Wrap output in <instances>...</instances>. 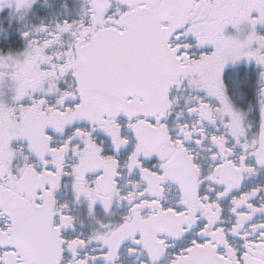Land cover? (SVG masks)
Instances as JSON below:
<instances>
[{"label":"snow or ice","instance_id":"1","mask_svg":"<svg viewBox=\"0 0 264 264\" xmlns=\"http://www.w3.org/2000/svg\"><path fill=\"white\" fill-rule=\"evenodd\" d=\"M34 3L15 0V10ZM5 4L12 0H0V12ZM87 4L79 20L36 26L46 34L40 39L22 31L26 48L16 57L0 54V68L12 61L14 81L12 103L0 100V264H115L126 240L130 254L159 264L174 247L169 241L185 238L168 264H264V183L241 190L246 175L264 169V86L259 131L249 139L224 80L226 67L243 61L255 64L264 84V0ZM185 115L191 122H181ZM202 153L212 161L206 174ZM125 173L139 176L127 180V191L119 184ZM65 177L90 215L113 203L127 213L86 239L65 238L75 223L55 198ZM168 181L180 189L175 206L161 203ZM92 244L98 247L80 254Z\"/></svg>","mask_w":264,"mask_h":264},{"label":"flooded vegetation","instance_id":"2","mask_svg":"<svg viewBox=\"0 0 264 264\" xmlns=\"http://www.w3.org/2000/svg\"><path fill=\"white\" fill-rule=\"evenodd\" d=\"M115 2V0H114ZM50 4L51 6H48ZM60 0H35V3L30 8V13L28 14L31 18L28 24H24L23 22H19L18 25L11 26L6 23L9 21L12 22L19 21L20 18L15 17V0H12V7L8 8L7 4L3 5L4 10L0 12V54H13L16 57L18 54L25 51L26 42L21 35L22 31H33V35L36 39H40L42 36L46 35L44 33H35L34 29L36 26L41 24L49 27L50 29H54L56 23L63 22L64 20H68L71 22L72 20H79L81 18V13H73L70 12V15L66 13L58 12L62 7ZM88 5V4H87ZM59 7V9H57ZM55 16L54 20H51V15ZM58 16V17H57ZM264 31V28L260 29ZM230 34H234L233 30L230 28ZM247 34V28L244 27L241 32V37ZM65 40H68V37L65 36ZM2 46V47H1ZM66 46V45H65ZM52 51H56L53 49ZM20 59L23 57L20 56ZM12 64V61L8 62ZM9 70V72H7ZM13 68H0V72L6 73L2 82H0V100H3L9 104L12 103V96L14 88V81L11 79V73ZM258 69L255 64H249L247 62H239L236 64H229L225 70V84L227 87V93L234 104V106L239 109L241 112L245 114V126L248 128V137L249 139L254 138V136L259 131V122H260V110H259V97L257 95V90L259 87L264 86V84L258 82ZM61 86H64L63 82H61ZM174 95H182L187 96V93L184 92H175ZM50 102H54L55 98L50 97ZM27 102V101H25ZM215 103V101H213ZM183 107V100L180 102V107H177L173 111V116L169 119L168 123L170 127H174L175 121V113L180 111V108ZM190 117L184 116L181 122L188 121L191 122ZM78 126L86 127V122H79ZM68 132L71 129L67 130ZM125 134L130 135L127 131ZM98 140H104L105 150L111 151V144L108 141L107 137L104 136L103 133H97ZM56 140L61 141L63 137L56 135ZM16 146L22 145L24 141L15 142ZM129 149H122L119 159L123 161L126 159ZM207 153H202L201 159L198 163L201 165L204 173L206 174L209 171V165L212 164V161L207 159ZM74 161L72 158L66 160V164L70 165ZM156 162V158L153 157L148 161H145V166L151 167V165ZM17 163H21L22 161H17ZM252 163V161H249ZM94 178L93 174H89L88 179L91 180ZM128 179L137 180L139 179L138 173L134 174L131 177H128L125 173L124 179L119 181L120 187L125 191L128 190L126 187V183ZM63 183H67L68 187H64ZM264 183V169H261L256 175H246L242 184V191L248 188H251L257 184ZM164 200L161 203L165 204V206H175L176 202L180 198V189L179 186L171 181H168L164 185ZM220 190V189H218ZM203 191V188H202ZM56 200L61 203H67L69 207L68 214L75 218V223L73 227H69L64 230L63 235L65 238H75L78 234L83 233L82 239H86L89 235H91L94 231H103L100 228V224H106L111 226H116L120 222V217L127 213V205H118L113 203L112 208L109 212H105L103 207L100 204H97L92 215L89 214L88 210V202L81 198L79 202L76 201L75 196L73 194L71 188V180L70 178L65 177L62 181V186L55 192ZM225 209L230 207L229 199H225L222 201ZM147 211V210H146ZM225 219H230L227 212L225 214ZM260 219V217H258ZM73 228L75 230H73ZM188 239L174 240L169 241L170 244H173L174 247H170L167 250V255L161 258L159 264H168L169 257L172 253L177 252L180 248L184 247L188 243ZM234 243H240L239 241H234ZM98 247L96 244H92L89 248L81 249L80 254L83 255L85 252H90L92 248ZM130 247H134L131 244V241H124L121 244L119 251L117 253L118 259L115 264H145L147 257L146 255L140 254H130L128 249ZM95 254V253H93ZM68 259H71L70 253L65 254Z\"/></svg>","mask_w":264,"mask_h":264},{"label":"rangeland","instance_id":"3","mask_svg":"<svg viewBox=\"0 0 264 264\" xmlns=\"http://www.w3.org/2000/svg\"><path fill=\"white\" fill-rule=\"evenodd\" d=\"M53 0H51L52 2ZM62 4V7L59 9V7H57V9H59L58 12L61 13H66L67 15H70V12L73 13H77L80 14L85 8H87V0H60ZM48 6H51L50 4H48ZM30 9H26V10H21L20 12H17L16 10H14L15 12V17L20 18L19 21L17 20L16 22H12L11 24L9 23V21L6 23L7 25H11V26H15L18 25L19 22H23L24 24H28L31 20L30 16L28 15L30 12ZM58 17V16H57ZM55 16L52 14L51 15V20H54ZM1 25V22H0ZM6 68H13L12 64L8 63V66ZM9 72V70L7 71Z\"/></svg>","mask_w":264,"mask_h":264},{"label":"trees","instance_id":"4","mask_svg":"<svg viewBox=\"0 0 264 264\" xmlns=\"http://www.w3.org/2000/svg\"><path fill=\"white\" fill-rule=\"evenodd\" d=\"M2 47V46H1Z\"/></svg>","mask_w":264,"mask_h":264}]
</instances>
